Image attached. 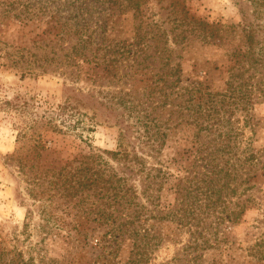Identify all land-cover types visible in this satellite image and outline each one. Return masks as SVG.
<instances>
[{
    "label": "rangeland",
    "instance_id": "374dc122",
    "mask_svg": "<svg viewBox=\"0 0 264 264\" xmlns=\"http://www.w3.org/2000/svg\"><path fill=\"white\" fill-rule=\"evenodd\" d=\"M12 1L18 5L8 12ZM92 2L87 20L93 26L102 13L106 43L143 35L138 47L117 55L87 53L111 60L108 69L72 58L77 36L70 41L58 34L60 18L53 12L59 1L0 0V264H125L130 249L127 240L106 261L105 227L94 219H101L105 205L92 191L64 197L45 182L38 187L42 195L29 193L14 153L21 145L14 121L38 120L35 135L47 148L37 151L46 164L90 148L116 149L121 142L141 155L154 154L147 161L167 165L159 201L172 206L175 186L187 176L179 163L194 132L184 108L176 107L185 95L174 100V91L197 82L221 93L230 83L242 89L254 84L244 99L220 108L238 130L230 143L237 156L225 153L224 145L218 153H225L223 164L230 159L239 169L232 185L242 181L240 196L226 195L221 215L237 210V198L244 211L239 220L225 219L212 229L211 246L194 251L184 249L191 239L186 226L172 216L152 218L160 242L141 264H264V0H143L138 9L127 8V0ZM145 43L151 47L143 49ZM13 102L26 106L14 118ZM64 102L92 117L93 129L85 131L90 138L60 122L54 109Z\"/></svg>",
    "mask_w": 264,
    "mask_h": 264
},
{
    "label": "trees",
    "instance_id": "16d2710c",
    "mask_svg": "<svg viewBox=\"0 0 264 264\" xmlns=\"http://www.w3.org/2000/svg\"><path fill=\"white\" fill-rule=\"evenodd\" d=\"M56 1H59L60 5L52 12L60 18L58 34L61 39L70 41L77 36L70 46L72 58L75 60L80 56L81 62L91 63V69L96 67L108 69L111 65V60L90 59L87 53L93 49L105 50L103 56L105 58L111 51L117 55L119 52L131 50L132 45L137 47L140 45L139 41L143 37L140 31L137 33V39L132 42L106 43L105 29L100 19L102 13L95 14L99 17L95 18L93 26L87 20L93 12L91 9L93 0ZM142 1L127 0L126 7L138 9ZM9 4L8 12L15 10V5H18L16 1ZM93 33H100L102 36L95 38ZM143 45V49L151 47L148 43ZM177 70L176 68L173 75H177ZM177 80L178 76L173 79L174 82ZM181 89L182 91H174V100L180 95H185L184 103L177 102L176 107L184 108L194 132L191 138L192 145L185 151L188 154L181 157L182 163H179L180 170H184L187 176L179 178L183 184L180 185L179 182L175 186L177 203L172 206L159 201V188L167 180L165 169L167 165L163 168L164 164L159 166L158 163L151 164L147 161L146 156L154 157V154L143 152L141 155L121 142L116 149L90 148L89 151L76 154L72 158L54 159L52 163L46 164L41 151H37V148L40 150L47 148L41 135H35L34 126L38 120L32 119L34 122H25L24 125L22 121L13 123L17 129V140L21 141V145L14 153L20 171L29 184L31 195L39 196L40 193L42 195L44 191H40L38 187L46 182L51 190L64 197H74L83 195L85 191H92L95 198L104 200L105 209L102 210L101 219L98 217L94 219L105 227L101 239L104 242L103 247L107 248L105 257L108 262L115 249L121 248L127 240L130 249L125 264H141L148 260L153 247L160 242L158 235L153 232L152 218L157 220L158 217L172 216L182 226H186L191 233V239L184 249L194 251L211 246L212 229L217 230L218 225L225 219L239 220L244 211V205L237 198L233 202L237 210L233 209L226 212L225 216L221 215L227 207L226 195L233 193L240 196L242 181L232 185L231 181L237 179L239 169L236 164L230 163V159H226L225 164L222 163L225 153L237 156L230 143L238 135V130L229 125L230 119L222 115L220 108L244 99L247 93L253 92L254 84H246L242 89L241 85L230 83L223 93L213 92L201 82ZM12 104L11 117L14 118L16 113L26 111V106H22L21 103ZM54 110L61 118L60 122L68 129L75 130L77 136L83 139L90 138L89 135H85V131L93 129L94 121L91 116L67 102L58 104ZM59 130L64 131L63 128ZM30 140L34 143H29ZM220 145H224L225 153H218ZM251 158H253L251 163L256 164V154L252 153ZM135 176H138L139 183L132 182ZM95 204L96 201H92V205ZM98 206L97 204L96 207ZM98 245L102 246L100 240ZM190 259L193 260L194 257Z\"/></svg>",
    "mask_w": 264,
    "mask_h": 264
}]
</instances>
